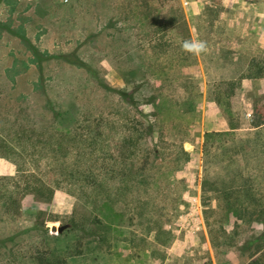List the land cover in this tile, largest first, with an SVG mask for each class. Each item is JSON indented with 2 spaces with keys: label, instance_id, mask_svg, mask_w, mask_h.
Instances as JSON below:
<instances>
[{
  "label": "rangeland",
  "instance_id": "1",
  "mask_svg": "<svg viewBox=\"0 0 264 264\" xmlns=\"http://www.w3.org/2000/svg\"><path fill=\"white\" fill-rule=\"evenodd\" d=\"M147 1L0 0V177L25 161L49 178L53 154L40 158L35 145L50 135L70 143L76 132L102 128L114 157L122 159L126 148L129 161L112 200L64 188L50 200L24 195L13 212L0 205V264H37L38 249L68 256L78 247L85 253L70 256L68 264H218L206 214L218 228L224 222L233 242L263 230L217 211L215 188L237 192L240 168L224 169L227 161L208 158L204 143L207 131L233 125L243 136L255 132L264 76L243 75L253 59H264V0H169L162 7L155 0L153 8ZM167 17L172 23L161 30ZM185 40L204 41L206 49L186 52ZM77 57L86 65L67 60ZM236 78L242 82L227 97L228 80ZM109 87L134 95L137 105ZM147 124L154 125L153 136L142 135ZM246 161L252 169L260 160ZM256 171L262 196L264 171ZM139 205L146 210L137 218ZM96 217L107 233L90 232ZM224 247L223 263L247 261L235 246Z\"/></svg>",
  "mask_w": 264,
  "mask_h": 264
},
{
  "label": "trees",
  "instance_id": "2",
  "mask_svg": "<svg viewBox=\"0 0 264 264\" xmlns=\"http://www.w3.org/2000/svg\"><path fill=\"white\" fill-rule=\"evenodd\" d=\"M150 1L151 2L147 1L146 3L148 7H155V0ZM169 2V0H161L160 6H167ZM178 8L181 23L187 26L188 23L184 15L185 8L182 3ZM171 23L172 21L167 17L163 25L160 26L161 30L168 28ZM67 60L80 66L86 65L80 57ZM263 76L264 59H253L249 66L248 73L243 75V77ZM228 81L226 96L230 97V95L234 93L236 87L241 84L242 80L236 78L229 79ZM109 88L119 92L120 95L124 97L125 101L132 105H137L138 100L126 90H119L113 87ZM222 98L220 100H224ZM226 102L229 105V101L227 100ZM256 108L257 112L253 119L255 132L252 134L250 133V137L241 135L240 132L236 130L238 128L237 125H233L229 130H210L207 131L205 135L204 151L208 158L212 156L214 159L216 157L217 161H227L223 166L224 169L231 168L233 164H235V167L240 168V170L234 173V175L240 179V187L237 192L234 191V189L231 190L225 187L215 188L219 194L217 211H222L223 214H226L227 218H229V214H233L248 223L251 222L256 226L263 227L262 231L258 230V232L251 234L249 238L243 241L237 240V242H233V238H230L228 235L224 222H220V219H217V221L220 222L218 228L209 221L206 214L210 238L216 250L218 264H225L219 259V256L221 253L223 254L226 252L224 246L230 247L231 245L235 246L239 254L247 259L244 264H264V194H262V196L259 195V186L262 182L259 180V173L256 171L257 169H260V172L264 171V108ZM61 114V112H57L56 115L59 116ZM144 128V133H141L142 135H154L155 129L153 124H147ZM53 131L63 134V131L55 127ZM65 134L66 133L63 135ZM106 135H108L107 129L102 128L101 130H91L87 133L76 132L70 143L60 137L56 138L50 135L47 136L46 139L40 141L39 144H33L32 147H34V145L37 146L38 152L41 153L40 158L43 156L48 158L49 154H53L54 158H52L55 159L53 161L56 166L55 171L53 170L54 174L49 178H45L39 175L41 170L39 172L35 171V167H28L25 161L23 164L18 163L17 172L15 174H7L0 177V205L3 210L7 213L10 211L13 212L16 209L19 210L21 205L20 200L24 195L35 194L41 198L50 200L53 198L57 189L64 188L74 193L77 192V189L80 191L90 189L97 193L101 192L105 194L110 200L114 199V193L116 191L114 182L118 178L120 182L124 184L128 177L129 161L128 157L125 156L126 148L123 149L122 159L114 157L112 153L113 140H110V136ZM67 136H71V134ZM131 138L133 137H130V139ZM13 150L14 149L11 147H8L10 153L15 152ZM149 150L159 153V149L157 148L153 149V147H151ZM70 151H73L75 154L73 162H68L66 159L67 153ZM35 154L36 150L31 153V155L34 156ZM254 155H257V157H254ZM34 156L32 160L38 162L39 159ZM250 157L259 159V166L256 165L254 168L248 169V161L245 162V159L248 160ZM116 161L117 163L120 161V172L115 169ZM243 170H249L252 174L247 175ZM142 178L146 180L147 177L143 174L140 179ZM203 189H206L205 183ZM120 191H126V187H120ZM145 210L143 205H139L133 211H135L137 218H139L144 216ZM208 212H211V210H208ZM95 224L96 225L91 227L90 232L101 235L105 234L104 232H108L106 229L100 230L101 228L107 227V224H105L102 219L96 217ZM74 226L80 228V230L86 229L75 222ZM53 253L51 255L49 250L38 249L33 258L37 264H68L70 256L84 254L85 250L82 249V247H78L74 252H70V254L67 253L68 256L64 253H62L63 255ZM213 263L214 262H211L210 264Z\"/></svg>",
  "mask_w": 264,
  "mask_h": 264
},
{
  "label": "clouds",
  "instance_id": "3",
  "mask_svg": "<svg viewBox=\"0 0 264 264\" xmlns=\"http://www.w3.org/2000/svg\"><path fill=\"white\" fill-rule=\"evenodd\" d=\"M181 47L186 52L198 54L205 51L206 43L200 40H185L182 42Z\"/></svg>",
  "mask_w": 264,
  "mask_h": 264
},
{
  "label": "water",
  "instance_id": "4",
  "mask_svg": "<svg viewBox=\"0 0 264 264\" xmlns=\"http://www.w3.org/2000/svg\"><path fill=\"white\" fill-rule=\"evenodd\" d=\"M60 229H62V227H60Z\"/></svg>",
  "mask_w": 264,
  "mask_h": 264
},
{
  "label": "built area",
  "instance_id": "5",
  "mask_svg": "<svg viewBox=\"0 0 264 264\" xmlns=\"http://www.w3.org/2000/svg\"><path fill=\"white\" fill-rule=\"evenodd\" d=\"M65 1H68V0H65Z\"/></svg>",
  "mask_w": 264,
  "mask_h": 264
}]
</instances>
